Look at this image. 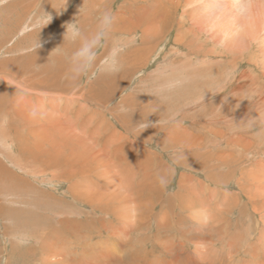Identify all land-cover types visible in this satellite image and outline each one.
<instances>
[{"label":"rangeland","instance_id":"rangeland-1","mask_svg":"<svg viewBox=\"0 0 264 264\" xmlns=\"http://www.w3.org/2000/svg\"><path fill=\"white\" fill-rule=\"evenodd\" d=\"M0 63V264H264V0H0Z\"/></svg>","mask_w":264,"mask_h":264},{"label":"clouds","instance_id":"clouds-1","mask_svg":"<svg viewBox=\"0 0 264 264\" xmlns=\"http://www.w3.org/2000/svg\"><path fill=\"white\" fill-rule=\"evenodd\" d=\"M114 19L115 18L110 11H105L100 18L101 26L104 29L110 28L114 23ZM70 33L73 38H76L78 36V32L75 29H71ZM39 46H40L39 42H37L36 47L38 48ZM90 67H91L90 60H82L81 58L78 57L73 62L71 71L76 75H81V74L86 73ZM159 182L162 186L166 185L167 183V181L164 178H160Z\"/></svg>","mask_w":264,"mask_h":264},{"label":"bare ground","instance_id":"bare-ground-1","mask_svg":"<svg viewBox=\"0 0 264 264\" xmlns=\"http://www.w3.org/2000/svg\"><path fill=\"white\" fill-rule=\"evenodd\" d=\"M115 18H116V17H115ZM118 18H119V17H118ZM126 18H127V17H126ZM126 18H122V19L125 20ZM122 19H121V21H123ZM121 21H120V22H121ZM116 23H117V25H116ZM116 23L114 24V25H116V27H114L115 30H117V31H120V30L123 31V30H125V29H123V28H124L123 26H119V25H118V23H119L118 20H117ZM24 28H25V27H24ZM96 28H97V27H96ZM70 29H72V28H70ZM92 29H93V28H92ZM81 31H82V30H81ZM149 32H151V30H149ZM83 34H84V33H83ZM145 35H146V34H144V36H145ZM80 37H81V39H84V38H85V36H80ZM86 37H87V36H86ZM146 37H147V36H146ZM89 38H90V37H89ZM86 40H87V39H85V41H86ZM82 41H83V40H82ZM85 41H83V42H85ZM86 43H87V42H86ZM83 44H84V43H83ZM76 45H77V44H76ZM83 47H84V45H83ZM9 50H10V48H9ZM9 50H8V51H9ZM12 50H13V47H12ZM81 51H82V50H81ZM113 51H114V50H113ZM140 52H142V51L139 50L137 53H140ZM110 55H111V54H110ZM110 55H109V60H111V57L113 56V55H111V56H110ZM7 60H9V59H7ZM7 60H3L1 63H5V62H7ZM14 60H15V59H14ZM1 63H0V64H1ZM8 64H9V63H8ZM10 69H11V68H10ZM14 74H15V73H14ZM43 82H44V80L33 81V84L41 85ZM9 83H10V82H9ZM95 84H96V83H95ZM4 85H5V84H4ZM36 85H35V86H36ZM73 86H74V85H73ZM13 87H14V86H13ZM13 87H12V88H13ZM68 88H69V87H68ZM97 89H98V88H97ZM58 112H59V111H58ZM114 118H115V117H114ZM7 120H8V118H7ZM32 131H33V130H32ZM77 131H78V130H77ZM168 138H169V137H168ZM1 139H2V138H0V141H1ZM3 139H4V138H3ZM0 143H1V142H0ZM6 144H7V143H6ZM19 178H20V177H19ZM13 181H14V180H13ZM33 189H34V187H33ZM34 190H35V189H34ZM17 194H18V193H17ZM148 240H149V239H148ZM155 262H156V261H155ZM165 263H166V264H169L170 262L165 261ZM66 264H67V263H66ZM170 264H171V263H170Z\"/></svg>","mask_w":264,"mask_h":264}]
</instances>
